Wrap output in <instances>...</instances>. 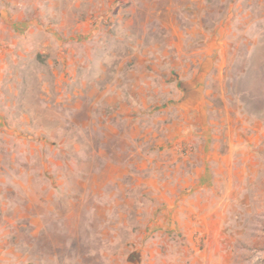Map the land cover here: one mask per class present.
<instances>
[{"label":"rangeland","instance_id":"1","mask_svg":"<svg viewBox=\"0 0 264 264\" xmlns=\"http://www.w3.org/2000/svg\"><path fill=\"white\" fill-rule=\"evenodd\" d=\"M116 1L93 0L90 5L84 4L83 0L59 1L60 9L67 7L70 8L69 13L74 11L76 14L70 16L72 25L85 22L72 32H52L57 26L50 18L34 16L38 10H31V17L40 20L42 29L31 30L27 21L30 16L23 19L7 16L9 12H2V8H7L10 2L0 0V141L6 135L4 123L15 125L17 120V114L8 112L5 107L19 104L26 110V123L23 129L17 128L28 138L24 153L31 154L29 159H25V168L31 169V165L36 164L44 171L45 177L52 163L67 154L64 158L69 163H66L73 168L67 166L72 172L69 176L78 178L82 175L79 170L86 162L89 161L90 166L102 163V160L88 154L92 147L96 149L98 146L97 124L103 121L102 116L117 111L121 123L127 122L122 118L126 114H121L122 106L118 108L112 100L98 98L95 94L88 96L87 92L104 88L111 84L117 70L129 72L135 65L133 72H153L156 76L151 84L154 90H158L150 102L159 111L145 112V121L164 118L162 124L169 125L161 136L157 131L159 127L153 126L143 142V153L156 157L162 148L157 142L162 137L168 158L178 155L186 178L192 175L194 164L203 166V162H207L203 161L207 160L205 155H215L219 159L222 156L219 154H229L230 142H233V154L245 157L259 155L258 161L264 165V0H155L151 8L161 9V17L154 12L146 15L142 11L144 0L127 3L122 0L124 3L120 7L125 10L128 4L136 5L131 16L134 23L131 39L125 38L126 30L123 29L130 14L126 13L120 20L114 16V8L118 6ZM78 5L81 8L75 10ZM61 20L63 24L64 18ZM55 21H60V17ZM172 25L178 26L181 37L178 57L172 55L176 46L168 45V41H176V35L171 33ZM165 48L167 57L162 56ZM144 56L148 63L143 60ZM46 89L53 95L46 93ZM132 111L126 115L134 116L132 120L140 119L137 116L140 114ZM174 120L181 121L183 128H174ZM32 122H35L34 127ZM34 133L38 141L33 145L31 136ZM0 148L5 149L6 145L0 144ZM3 169L0 168V175L7 174L6 168ZM5 184L7 182L0 183V187ZM156 187H140V193L142 191L143 196L147 194L151 202H146L148 206L145 209L150 218L139 224L138 219L144 218V209H135L137 224L130 226L132 230H139V225L141 229L149 230V222L163 221L162 217L159 218L163 209L156 200ZM147 189L149 192L146 193ZM76 194L82 196L81 193ZM70 197H75V193L67 195V199ZM238 212L243 216V211ZM251 214L254 215L251 212L248 216ZM83 228L91 233L95 226L89 223ZM9 229L14 235V228L9 226ZM22 242L19 241V248L24 257L20 264H48L52 250L45 239L34 240L30 246ZM77 243L72 242L74 252ZM92 243L104 246L111 254L121 251L122 256L128 255L127 258L121 257L122 264L128 261L135 264L140 263V251L146 242H133L136 245L133 251H129L128 242L122 240H94ZM80 244L85 246L82 242ZM59 260L62 261L63 257L60 256Z\"/></svg>","mask_w":264,"mask_h":264},{"label":"crops","instance_id":"2","mask_svg":"<svg viewBox=\"0 0 264 264\" xmlns=\"http://www.w3.org/2000/svg\"><path fill=\"white\" fill-rule=\"evenodd\" d=\"M4 1L10 2L7 8H2V12H9L7 16L23 19L33 15L31 10H38V14L34 13V16L50 18L57 26L56 29H51L52 32H72L80 29L85 22L72 25L70 16L76 14L74 11L69 13L70 8L67 7L60 9L58 2L63 0ZM83 1L90 5L93 0ZM129 1L125 0L126 3ZM144 1L142 11L146 15L154 12L161 17V9L157 11L151 8L155 0ZM121 3L124 1H116L118 6L114 8L113 15L120 20L130 14L123 29L126 30L125 38L131 39L134 32L131 18L136 5L128 4L125 10L120 7ZM79 8L80 5L75 10ZM81 13L82 10L79 14ZM59 17L60 21H55ZM63 18L64 23L61 24ZM27 21L30 22L31 30L42 29L40 20H33L31 17ZM171 33L176 35V41H168V45L176 46L172 55L178 57L181 44L178 26L172 25ZM132 46L134 48L135 45ZM162 56H168L167 48ZM143 60H147V57L144 56ZM134 62L136 64V60ZM150 65L153 68L154 64ZM134 66L129 72L117 70L111 84L108 83L95 92L91 89L87 95L95 94L98 98L112 100L114 106H122L121 114H129L134 109L132 112H138L140 115L137 116L142 120H132L134 116L125 114L122 118L127 119V122L122 124L117 111L104 114L103 121L97 124L98 146L96 149L92 147L88 152L96 160H102V163L90 166L89 161L86 162L79 170L82 175L78 178L70 177L72 172L67 166H72L64 158L67 154L52 163L55 169L49 167L45 177L44 171L36 164L31 165V169H26L25 159H29L31 154L24 153L28 138L20 132L25 127L26 110L19 104L5 107L8 112L17 114V120L15 125L4 123L6 135L0 141V144L6 145L5 149L0 148V168L2 171L6 168L7 172L0 175V183L7 182L4 187H0V264H20L24 256L19 248V241L27 242L26 246H30L34 244V240L40 239H45L52 250L48 264H122L121 257H128L122 256L123 252L120 250L118 254H111L104 246L93 245L94 240H122L128 242L129 251L136 247L133 242L144 240L146 243L140 251L142 259L135 264H264V205H261L264 204V165L259 163V155L250 154L245 157L233 154V142H230L229 154H219L222 155L219 159L215 155H205L207 160L203 161L207 162H203V166L194 164V171L187 178L181 170L178 155L168 158V149L162 146V137L157 140L162 148L155 154L156 157H152V154L147 156L142 150L145 146L143 142L152 132L153 126L159 127L157 131L161 136L169 125L162 124L164 118L161 121H145V112L154 109L159 111L150 102V98L158 90H154L151 84L156 76L153 72L135 73ZM46 93L53 95L49 89H46ZM180 122L174 120L172 125L177 126L173 127L182 129ZM34 125L35 122H32L33 127ZM133 125L136 127H132ZM133 128L138 130H132ZM35 135L31 136L33 145L38 141V136ZM134 140L136 142L129 145ZM51 142L53 143L52 140ZM32 147L34 150V146ZM51 149L53 151V147ZM32 154L35 158L34 151ZM81 178L88 179L83 181ZM188 178L192 181L188 182ZM190 184L191 187L188 186ZM144 185L148 188L151 185L156 187V200L160 209H163L159 215L163 221L160 219L155 224L149 222V230L141 229L139 225L150 218L145 210L148 206L146 202L150 199L147 194L143 196L142 191L140 193V187ZM74 193L75 197L67 199V195L73 196ZM76 193H81L82 196L79 197ZM171 193L176 195L174 200ZM135 209H144V218L138 219L140 223L137 231L130 228L137 224ZM238 211H243V216H239ZM251 212L255 216H248ZM89 223L95 226L94 232L88 233L83 228ZM9 226L14 228V235L10 234ZM10 237L13 239L10 240ZM73 241L78 242L75 252L72 249ZM80 242L85 246L82 247ZM175 246L177 249H174ZM60 256L63 257L62 261L59 260ZM123 264L133 263L128 261Z\"/></svg>","mask_w":264,"mask_h":264}]
</instances>
